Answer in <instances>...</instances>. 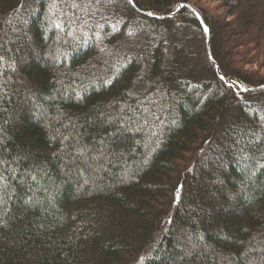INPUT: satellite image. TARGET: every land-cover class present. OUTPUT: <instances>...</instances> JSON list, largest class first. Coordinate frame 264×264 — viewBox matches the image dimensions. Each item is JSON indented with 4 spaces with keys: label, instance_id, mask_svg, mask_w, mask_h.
I'll return each instance as SVG.
<instances>
[{
    "label": "trees",
    "instance_id": "obj_1",
    "mask_svg": "<svg viewBox=\"0 0 264 264\" xmlns=\"http://www.w3.org/2000/svg\"><path fill=\"white\" fill-rule=\"evenodd\" d=\"M263 70L264 0H0V264H264Z\"/></svg>",
    "mask_w": 264,
    "mask_h": 264
},
{
    "label": "rangeland",
    "instance_id": "obj_2",
    "mask_svg": "<svg viewBox=\"0 0 264 264\" xmlns=\"http://www.w3.org/2000/svg\"><path fill=\"white\" fill-rule=\"evenodd\" d=\"M198 4H199L203 9H205V10L211 12V13H214V12H216V13H217V12H221V10H220V8H219V4H218L217 2H212V1H199ZM192 28H193V26L190 25V27L184 29V30L182 31V33H180L179 36L182 38V41H183V39L185 40V38H186V35L183 34V32H184V33H186V32H190V33H191V30L193 31ZM176 39H177V38H176ZM196 43H197V42H195V46H196ZM195 50H196V47H195ZM263 72H264V70H263Z\"/></svg>",
    "mask_w": 264,
    "mask_h": 264
},
{
    "label": "snow or ice",
    "instance_id": "obj_3",
    "mask_svg": "<svg viewBox=\"0 0 264 264\" xmlns=\"http://www.w3.org/2000/svg\"><path fill=\"white\" fill-rule=\"evenodd\" d=\"M151 14V13H150ZM205 31H207V29H205ZM245 91H247V89H245Z\"/></svg>",
    "mask_w": 264,
    "mask_h": 264
},
{
    "label": "water",
    "instance_id": "obj_4",
    "mask_svg": "<svg viewBox=\"0 0 264 264\" xmlns=\"http://www.w3.org/2000/svg\"><path fill=\"white\" fill-rule=\"evenodd\" d=\"M207 32V31H206ZM207 34H208V32H207Z\"/></svg>",
    "mask_w": 264,
    "mask_h": 264
}]
</instances>
